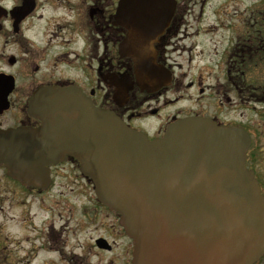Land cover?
Masks as SVG:
<instances>
[{
  "label": "flooded vegetation",
  "instance_id": "af4514ba",
  "mask_svg": "<svg viewBox=\"0 0 264 264\" xmlns=\"http://www.w3.org/2000/svg\"><path fill=\"white\" fill-rule=\"evenodd\" d=\"M123 1L0 0V131L39 129L42 121L30 106L44 87L76 88L148 140L162 138L178 120L205 118L249 135L246 167L264 195V29L205 39L203 30L187 28L185 0H173L170 17L150 13L147 5L133 4L122 13ZM131 32L151 43L154 67L168 76L164 84L158 78L151 85L140 81L126 50ZM209 44L213 63L203 56ZM47 168L46 184L34 188L0 165V264H88L86 251L101 258L96 264H132L133 245L119 215L98 202L79 162L67 155ZM68 184L82 199L85 222L77 229L92 234L78 244L82 253H64L68 231L60 206L43 202L61 197ZM28 198L33 201L25 208ZM5 202L17 215L4 212ZM255 264H264V255Z\"/></svg>",
  "mask_w": 264,
  "mask_h": 264
},
{
  "label": "water",
  "instance_id": "95a60500",
  "mask_svg": "<svg viewBox=\"0 0 264 264\" xmlns=\"http://www.w3.org/2000/svg\"><path fill=\"white\" fill-rule=\"evenodd\" d=\"M133 4L174 12L173 0H125L121 12ZM144 40L131 32L127 54L140 81L164 84ZM30 113L39 129L0 131V165L40 188L48 166L73 157L98 202L119 215L132 264H255L264 255V195L246 167L250 138L242 128L186 118L148 140L70 87L41 88Z\"/></svg>",
  "mask_w": 264,
  "mask_h": 264
},
{
  "label": "rangeland",
  "instance_id": "374dc122",
  "mask_svg": "<svg viewBox=\"0 0 264 264\" xmlns=\"http://www.w3.org/2000/svg\"><path fill=\"white\" fill-rule=\"evenodd\" d=\"M184 5L186 13L190 15L186 17L187 28L203 30L205 33H200V36L205 35V39L214 37L216 40L218 36L230 34L227 31L264 29V0H185ZM199 14L201 16L196 20V16ZM214 53L215 48L209 44V49H206V52L203 54L205 56V62L213 63L215 60ZM261 122L259 121V123ZM261 141L264 142V133ZM261 156H264V153H261ZM62 184L65 185V182H62ZM72 188L68 184V187L62 188L64 194L61 197L43 198L44 205L46 206H60L58 211L61 212V224L68 231L67 234L64 233L62 236V240H65L66 247L64 253L66 254H69L72 250L74 253H82L83 249L78 247V244H86L88 238L92 236L90 232H87L88 229H85L86 231L77 229L80 223L85 222V220L79 213V206L82 205V199L75 192L71 191ZM16 200L24 201L25 198ZM32 201V198L26 199L25 208ZM34 206L32 207L34 208ZM2 207L4 212L8 214L12 213L17 215L19 211L16 207L9 209L8 202L2 204ZM32 210L29 209L30 212ZM85 253L87 255L85 261L88 264H96L101 259L95 256V252L86 251ZM101 257L103 259V256Z\"/></svg>",
  "mask_w": 264,
  "mask_h": 264
},
{
  "label": "trees",
  "instance_id": "16d2710c",
  "mask_svg": "<svg viewBox=\"0 0 264 264\" xmlns=\"http://www.w3.org/2000/svg\"><path fill=\"white\" fill-rule=\"evenodd\" d=\"M260 30H262V29H260Z\"/></svg>",
  "mask_w": 264,
  "mask_h": 264
}]
</instances>
